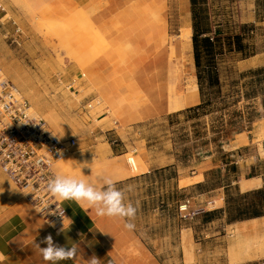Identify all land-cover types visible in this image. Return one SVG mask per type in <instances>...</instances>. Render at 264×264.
Masks as SVG:
<instances>
[{"label":"rangeland","instance_id":"374dc122","mask_svg":"<svg viewBox=\"0 0 264 264\" xmlns=\"http://www.w3.org/2000/svg\"><path fill=\"white\" fill-rule=\"evenodd\" d=\"M79 3L0 0L5 10L0 11V69L4 75L58 136L78 140L72 156L89 165L116 164L122 177L115 182L118 188L131 189L126 195L138 208L134 223L143 240L167 260L171 256L172 264H195L196 258L198 264H264V236L249 233L247 228H226L228 214L224 212L212 220L205 217L227 210V199L232 208L264 199V194L243 199L242 185L240 190L232 184L242 165L245 170L251 166L255 148L230 149L236 135L264 125V0H199L203 29L209 36L218 33L222 40L212 68L219 84L211 87L206 83L205 108L187 112L202 104L192 20L191 44L188 48L181 45L183 68L177 63V96L184 109L129 121L121 113L126 107L121 103L124 99L113 102L112 95L94 99L97 90L85 86L86 78L81 79L104 45ZM179 22L172 40L182 44L188 24ZM236 35L242 37V50L230 51L226 38ZM90 103L91 110H82ZM134 150L144 167L139 173H133L127 164ZM150 164L161 169L148 174ZM203 171L207 182L195 185L202 177H192ZM180 177L187 180L179 184ZM222 193L224 207L219 201ZM186 198L194 199L196 210L202 209L192 222H185L179 214ZM190 228L194 232L186 231ZM202 242L208 254L201 259Z\"/></svg>","mask_w":264,"mask_h":264},{"label":"crops","instance_id":"0c3cea01","mask_svg":"<svg viewBox=\"0 0 264 264\" xmlns=\"http://www.w3.org/2000/svg\"><path fill=\"white\" fill-rule=\"evenodd\" d=\"M79 2V8L88 14L90 24L98 32L97 36H100L104 45V51L86 68V75H80L81 79L86 78L85 86L97 90L94 99L111 95L113 102L124 99L125 101H121L126 105L124 109L121 108L124 121L149 119L160 113L179 112L180 110L173 108H178L179 104L177 63L183 66L179 58L182 46L173 42L175 36L173 29L179 21L188 24V28L185 29H190L189 25L192 26L191 0H181L180 5L177 4V0H79ZM182 18L184 20L181 22ZM195 98L197 99V96ZM249 147L255 148V154L249 162L251 166L245 170L242 165L232 184L238 185L240 190L242 181H256L258 184L251 190H241L243 194L264 188L262 173L264 125L258 129L254 128L252 132L239 133L230 142L232 151ZM79 163L81 162L78 158L68 156L60 163V172L84 178L96 187L103 185L104 176L111 177L114 181L122 177L114 163L106 161L94 163L89 165L86 173L81 172ZM226 167L228 166L225 165L224 171ZM158 169L161 168L150 164L148 174ZM119 170H123V167H119ZM248 173L253 174L250 176ZM200 176L202 179L195 185L207 182L206 171L201 175L196 172L192 178ZM182 180L187 178L180 177L178 183L180 184ZM219 201L222 203L221 207H224L223 193ZM62 202L68 213V225L64 232L57 235L58 231L53 230L40 217L23 192L0 170V264H48L36 248L35 241L39 242L49 233L52 234L55 243L76 244L80 250V254L73 261L61 264H89L93 254L100 259V264H172L171 256L167 260L155 247L149 246L137 227L129 231L124 228L122 219L97 217L94 210L82 209L74 201ZM234 227L247 228L249 233L255 232L258 237H262L264 216L235 221L229 223L226 228ZM250 227L254 228L253 231ZM188 230L194 232L192 228L186 229ZM200 245L202 259L208 252L205 253L203 242ZM41 247L46 245L41 244ZM197 261L198 258L195 264H198ZM181 264L186 263L182 261Z\"/></svg>","mask_w":264,"mask_h":264},{"label":"built area","instance_id":"2783aa9c","mask_svg":"<svg viewBox=\"0 0 264 264\" xmlns=\"http://www.w3.org/2000/svg\"><path fill=\"white\" fill-rule=\"evenodd\" d=\"M1 10L5 11L0 4ZM92 108L90 103L84 105L82 110ZM52 133L55 131L49 123L33 111L30 102L0 69V170L23 192L40 217L46 223L54 222L55 227L47 224L59 231L63 226L62 219L58 215L41 214L37 209L49 205L52 211L58 209L64 212L65 227L68 225V213L63 202L52 198L46 185L58 173L59 164L75 154L78 140L74 137L57 139ZM60 151L63 152V159H60ZM135 154L134 150L127 159L133 173L138 172ZM178 210L185 222L194 221L202 211L194 208L193 198H186Z\"/></svg>","mask_w":264,"mask_h":264},{"label":"clouds","instance_id":"9594fccd","mask_svg":"<svg viewBox=\"0 0 264 264\" xmlns=\"http://www.w3.org/2000/svg\"><path fill=\"white\" fill-rule=\"evenodd\" d=\"M57 139L60 136L52 133ZM60 159H63V152L60 151ZM58 159V160H60ZM81 170L90 168L87 161L79 163ZM92 172V169H91ZM99 176V173L97 174ZM103 185L96 187L84 178L70 175L66 173H57L50 179L46 185L48 193L51 197L59 201H74L82 209L90 208L94 210L97 217L119 218L124 220V228L133 231L136 228L134 220L137 215L138 208L130 200L127 199V192L131 189L118 188L113 178L104 176ZM41 214L46 213L58 215L62 219V227L57 232L59 235L65 230L66 218L64 212L55 209H49V205L44 208L37 209ZM51 227H55V223L48 221ZM41 244L46 247H41ZM35 246L39 249L44 261L48 264H61L65 261H73L79 254V248L76 244L59 245L54 242L53 236L49 233L39 242L35 241ZM89 264H100L95 254L91 256Z\"/></svg>","mask_w":264,"mask_h":264},{"label":"trees","instance_id":"16d2710c","mask_svg":"<svg viewBox=\"0 0 264 264\" xmlns=\"http://www.w3.org/2000/svg\"><path fill=\"white\" fill-rule=\"evenodd\" d=\"M192 4V15H193V46H194V57L195 64L197 68V78L199 91L201 96L202 104L196 108L187 110V112L203 110L206 105L204 85L208 83L211 87L219 84V76L217 72L212 69L215 64V50L217 45L221 44L220 35L217 33L215 36H209L208 31L203 29V22L205 18L203 17V9L199 7V0H191ZM204 37V38H202ZM227 41L230 51H241L242 37L227 36ZM252 193V194H250ZM246 193L242 198H247L250 195H263L264 190H259L257 192ZM227 210H221L218 212H211L206 214V219L212 220L214 216L220 212L227 213L228 223L235 221H242L248 219H254L264 216V199L259 201L258 204H248L247 206L233 207L230 204V200H226Z\"/></svg>","mask_w":264,"mask_h":264},{"label":"bare ground","instance_id":"6f19581e","mask_svg":"<svg viewBox=\"0 0 264 264\" xmlns=\"http://www.w3.org/2000/svg\"><path fill=\"white\" fill-rule=\"evenodd\" d=\"M188 28V27H187ZM190 28V27H189ZM182 36V41H181V45L184 46L185 48H188V46L191 44V40H190V36H191V30L190 29H185L183 31V34L181 35ZM183 48V47H182ZM179 53V52H178ZM176 53V54H178ZM166 54V53H165ZM182 70V69H181ZM169 93V92H168ZM165 100V99H164ZM166 102V101H165ZM164 102V103H165ZM163 104V101L161 102ZM169 103H170V93H169ZM161 104V106L163 107V105ZM143 105V103H142ZM176 105V104H175ZM178 105V108L179 109H184L185 107V104L182 102H179ZM161 107V108H162ZM163 110H164V107H163ZM178 110V109H177ZM154 111V110H153ZM159 111V110H158ZM136 164H137V169L139 171V169L142 171L144 169V167L142 166V164L136 160ZM139 173V172H137ZM257 182L256 181H252V182H245V181H242V190L243 191H248V190H251L252 188L256 187L257 186ZM246 224V223H245ZM80 251V250H79ZM80 254V253H79ZM89 255V254H88ZM85 256V255H84Z\"/></svg>","mask_w":264,"mask_h":264}]
</instances>
